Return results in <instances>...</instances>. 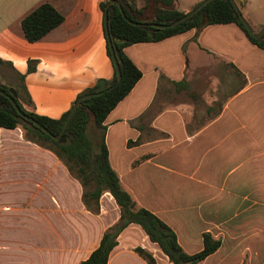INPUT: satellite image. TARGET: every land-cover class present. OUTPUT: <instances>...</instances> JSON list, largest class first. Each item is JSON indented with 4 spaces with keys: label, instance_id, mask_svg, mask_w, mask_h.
Instances as JSON below:
<instances>
[{
    "label": "crops",
    "instance_id": "crops-1",
    "mask_svg": "<svg viewBox=\"0 0 264 264\" xmlns=\"http://www.w3.org/2000/svg\"><path fill=\"white\" fill-rule=\"evenodd\" d=\"M44 2L64 21L29 43L21 21ZM101 2L0 0V84L25 111L57 120L79 94L111 79ZM237 4L253 32L264 27V0ZM123 52L142 76L103 123L123 189L186 254L202 250L204 234L220 240L199 264H264V50L235 24H220ZM119 216L108 193L91 213L80 183L51 151L19 128H0V264H80ZM136 248L171 264L134 224L120 232L107 264H147Z\"/></svg>",
    "mask_w": 264,
    "mask_h": 264
},
{
    "label": "trees",
    "instance_id": "trees-1",
    "mask_svg": "<svg viewBox=\"0 0 264 264\" xmlns=\"http://www.w3.org/2000/svg\"><path fill=\"white\" fill-rule=\"evenodd\" d=\"M110 1L102 0L100 9L103 14L105 6ZM116 1L120 2L125 18L133 23L169 25L185 15L177 10V0H144L145 5L141 8H137V0ZM147 10L150 11L149 18L142 19ZM125 18L122 17L117 6L111 5L107 13V28L106 30L104 28L106 51L111 63L106 34L110 39H119V42L113 43V49L121 76L120 82L117 83V74L112 63V77L105 81L106 88L112 89L101 96L84 100L59 140H53L39 128L20 118L10 101L1 95L0 128H19L27 141L51 151L80 183L82 202L91 213L98 214L99 199L103 194L108 193L113 198L119 209V219L105 231L98 248L80 264H107L108 256L116 246L118 235L131 224L139 226L149 241L158 246L171 264H199L219 249L220 240L214 239L210 234H204L202 250L194 255L186 254L178 245L175 233L167 225L149 211L136 206L109 164L103 123L107 115L131 92L142 76L140 70L123 51L126 47L135 44L156 43L192 29L199 31L206 25L220 24H235L253 45L264 50V34L259 39L252 38L239 20L230 0H213L191 18L172 29L155 30L150 27L133 26ZM203 20L206 21L205 25L202 24ZM63 21L64 17L51 4L44 2L22 19L21 29L26 40L35 43L60 26ZM33 70L34 67L30 63L28 71ZM18 81L22 87L23 77L19 76ZM99 82L93 88L79 94L70 109L57 120L25 111L18 97L15 102L25 115L37 121L50 135L57 136L76 100L85 94L94 93ZM9 89L0 84L1 91L8 93ZM22 91L26 103L30 104L25 89L22 88ZM135 252L147 264H155L149 252L141 248H136Z\"/></svg>",
    "mask_w": 264,
    "mask_h": 264
},
{
    "label": "water",
    "instance_id": "water-1",
    "mask_svg": "<svg viewBox=\"0 0 264 264\" xmlns=\"http://www.w3.org/2000/svg\"><path fill=\"white\" fill-rule=\"evenodd\" d=\"M211 1L213 0H203L202 2H200L196 7H194L192 10H190L188 13H186L182 18H180L179 20L173 22L172 24H169V25H157V24H144V23H133V22H130L128 21V19L125 18L124 16V13L122 11V6L120 4L119 1H116V0H111L106 6H105V9H104V28L106 30L107 28V13H108V9L111 5H115L119 8L120 12H121V15L123 18H125V20L133 25V26H138V27H150V28H153L155 30H164V29H172L174 27H176L177 25L183 23L184 21L188 20L189 18H191L193 15H195L197 12H199L204 6H206L208 3H210ZM242 5L244 0H230V3L232 4L237 16L239 17V20L241 21V23L243 24V26L245 27L246 31L248 32V34L254 38V39H259L263 36L264 34V27L261 28L258 32H253V30L251 29V27L249 26L248 22L244 19V17L242 16L241 12H240V9H239V5L237 4V2ZM203 25L206 24V21L203 20L202 22ZM150 35H152V33H150ZM106 37H107V40H108V48H109V51H110V54H111V60H112V63H113V66L115 68V71H116V74H117V83L120 82L121 80V76H120V72H119V69H118V65H117V61H116V57H115V52H114V49H113V43L114 42H119V39H110L108 37V35L106 34ZM112 88H106V84H105V81H100L99 84H98V87L96 88L95 92L92 93V94H85L81 97H79L75 104L72 106L64 124H63V127L60 131V133L57 135V136H52L49 134V132L43 127L41 126L37 121H35L33 118L25 115L20 109L19 107L17 106L16 102H15V99H16V92L13 90V89H9V92L8 93H5L3 91L0 90V95L7 98L10 103L12 104L16 114L24 119L25 121L31 123L33 126L39 128L42 132H44L45 134L49 135L53 140L57 141L61 138V136L65 133L66 131V128L70 122V120L72 119L74 113L76 112L77 108L79 107V105L84 101V100H87V99H90V98H93V97H98V96H101L103 95L105 92H108L110 91Z\"/></svg>",
    "mask_w": 264,
    "mask_h": 264
},
{
    "label": "rangeland",
    "instance_id": "rangeland-1",
    "mask_svg": "<svg viewBox=\"0 0 264 264\" xmlns=\"http://www.w3.org/2000/svg\"><path fill=\"white\" fill-rule=\"evenodd\" d=\"M197 1H199V0H177V4H178V7L180 8V7H186L188 5H193V3H196ZM136 5H137V8H141L143 5H145V2H144V0H137ZM149 14H150V11H148V10L145 11L144 17L142 19L149 18ZM228 219H231V221L235 222V223L241 221L240 216L235 217V218L234 217L228 218ZM44 243L42 242L41 258L47 259L49 257V250L50 249H49V247L47 248V245H44ZM53 256H54V254H53Z\"/></svg>",
    "mask_w": 264,
    "mask_h": 264
}]
</instances>
